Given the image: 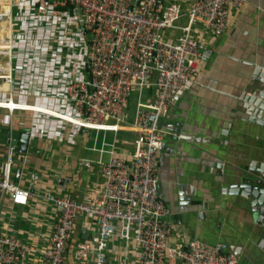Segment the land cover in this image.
<instances>
[{
    "label": "built area",
    "instance_id": "1",
    "mask_svg": "<svg viewBox=\"0 0 264 264\" xmlns=\"http://www.w3.org/2000/svg\"><path fill=\"white\" fill-rule=\"evenodd\" d=\"M1 1L0 105L7 106L0 108L30 112L29 134L45 138L61 139L67 127L69 138L79 129L116 132L111 128L130 125L136 132L130 158L112 155L101 165L103 186L95 199L43 195L57 214L40 264H63L78 216L96 224L77 245L80 261L92 254L93 264H105L108 242L117 236L140 247L137 264H236L222 244L169 243L173 224L158 190L159 121L212 54L193 35L196 25L216 38L229 13L249 0H188L186 7L168 0ZM148 89L152 99L143 102ZM6 140L0 197L22 206L30 192L13 179L14 145ZM29 250L23 241L0 235V264H22Z\"/></svg>",
    "mask_w": 264,
    "mask_h": 264
},
{
    "label": "crops",
    "instance_id": "2",
    "mask_svg": "<svg viewBox=\"0 0 264 264\" xmlns=\"http://www.w3.org/2000/svg\"><path fill=\"white\" fill-rule=\"evenodd\" d=\"M168 1L183 7L188 4V0ZM193 35L209 45L212 54L201 64L193 83L159 121L162 143L172 137L174 141H168L166 149L158 155V190L173 224L170 244L198 239L215 245L221 239L233 246L235 230L230 224L239 222H226V216L214 223L219 205L216 171L225 166L229 150L260 151L257 143L237 138L238 132L234 130L227 136L226 127L234 113L236 95L243 86L239 89V84L253 67L264 64V0H250L231 11L223 33L216 38L200 24ZM2 58L0 55V63ZM152 95V89L145 90L141 99L150 101ZM13 99L19 102L21 97L15 93ZM135 101L136 95L131 99L132 118ZM175 123L181 125V131L172 132ZM240 125L244 128L249 123L242 118ZM30 126V112L9 114L0 108V164L6 158V138L11 131L30 133ZM111 129L118 131L79 129L69 138L67 127L61 132V139L29 134L26 152H13V179L29 190L30 197L22 206L14 205L6 195L0 197V235L15 237L30 247L22 264H40V252L50 240L57 209L43 198L44 194L56 193L78 201L95 199L103 186L101 165L112 155L131 157L136 137L133 126ZM233 158L242 160L237 155ZM31 175L36 176L34 182ZM179 191H187L188 197H194L181 211L177 206ZM200 211L205 213L204 219L199 218ZM95 229V221L89 217L78 216L74 220L63 264H93L92 254L80 261L75 258V251L78 243L88 239ZM240 247L243 252L239 260L235 256L238 264H256L259 257L255 250ZM139 250L136 243L115 236L108 242L105 264H137Z\"/></svg>",
    "mask_w": 264,
    "mask_h": 264
},
{
    "label": "water",
    "instance_id": "3",
    "mask_svg": "<svg viewBox=\"0 0 264 264\" xmlns=\"http://www.w3.org/2000/svg\"><path fill=\"white\" fill-rule=\"evenodd\" d=\"M240 88V92L236 95L234 113L227 123V136H230V132L234 130L238 132L237 138L241 137L242 140L249 139L257 143L260 151L244 149L227 152L225 166L222 165L216 171L219 176L217 180L219 205L214 223L218 218L220 222L223 221L226 216V222H239L237 225L230 224L232 230L233 228L235 230L234 247L219 239L217 244H222L223 253H231L239 260L243 249L238 248L245 246L258 254L256 264H264V64L253 67L247 72L246 78L239 84ZM242 118L249 123L244 128L240 125ZM181 128L179 123H175L171 130L179 132ZM10 139L14 145V152H26L29 141L28 130L23 133L12 130ZM164 141L161 143L160 152L166 149L168 141H174V137L167 142ZM234 155L240 156L242 160L234 159ZM217 157L223 159L221 156ZM185 192H178L179 211L194 200L193 196L188 197L187 191ZM198 215L200 219L205 217L203 211ZM238 260L236 259L237 264Z\"/></svg>",
    "mask_w": 264,
    "mask_h": 264
}]
</instances>
